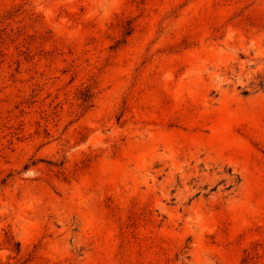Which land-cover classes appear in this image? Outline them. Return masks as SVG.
<instances>
[{"label": "rangeland", "instance_id": "1", "mask_svg": "<svg viewBox=\"0 0 264 264\" xmlns=\"http://www.w3.org/2000/svg\"><path fill=\"white\" fill-rule=\"evenodd\" d=\"M0 264H264V0H0Z\"/></svg>", "mask_w": 264, "mask_h": 264}]
</instances>
